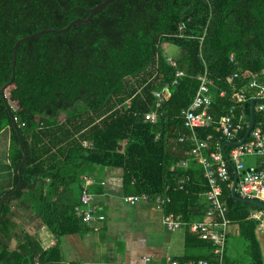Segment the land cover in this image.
I'll list each match as a JSON object with an SVG mask.
<instances>
[{
  "label": "trees",
  "instance_id": "obj_1",
  "mask_svg": "<svg viewBox=\"0 0 264 264\" xmlns=\"http://www.w3.org/2000/svg\"><path fill=\"white\" fill-rule=\"evenodd\" d=\"M101 1L0 0V88L12 75L18 38L43 28H63L74 18H85ZM168 43L179 47L173 56L165 50ZM263 67L264 0H111L89 22L23 40L16 49L14 78L5 87L9 109L0 93V131L9 128L14 171L11 187L0 195L11 192L0 203V264H33L34 256L47 255L62 235L82 230L74 206L84 178L96 168H121L124 194L170 195L165 211L186 218L189 205L207 189L203 169L190 155L194 142L178 140L188 133L181 110L195 95L197 76L206 70L212 80V125L231 106L236 114L243 111L240 139L254 91L246 90L244 103L238 91L251 80L264 82ZM177 68L184 73L163 93L156 120H145L144 113L156 109L154 92L174 79ZM238 68L232 86L228 77ZM212 125L197 128L199 138L212 135L206 152L225 141ZM19 136L27 159L21 183L12 192L22 157ZM180 159H187V166L171 169ZM228 168L222 200L227 218L239 224L244 247L236 257L224 253V264H263L257 222L250 218L251 210L259 208L233 199ZM19 198L52 239L45 250L29 235L9 250L6 241L16 236L9 202Z\"/></svg>",
  "mask_w": 264,
  "mask_h": 264
},
{
  "label": "crops",
  "instance_id": "obj_2",
  "mask_svg": "<svg viewBox=\"0 0 264 264\" xmlns=\"http://www.w3.org/2000/svg\"><path fill=\"white\" fill-rule=\"evenodd\" d=\"M64 116L65 114L63 116L60 115L59 118L63 119ZM182 135L185 136L184 139L189 138L192 140L189 137V133H183L180 136ZM197 137L199 138L198 135ZM192 141L194 142V140ZM228 146L230 148V145ZM228 151L226 150V153ZM191 153L190 150V155H192ZM208 153L209 151H204L205 155ZM11 158L10 131L9 128L6 127L0 131V195L11 187L13 181L14 171ZM193 158L195 157L193 156ZM245 158L248 160H245V163L249 166H255L257 168L264 166L261 163V159L257 156H246ZM180 160H186L187 163L185 166L189 163L187 159ZM89 176L92 177L93 181L86 183L84 178V183L86 184L88 192L93 195L91 205L94 207L95 215H103V218L89 223L82 221L84 223L82 230L62 235L58 239L55 248L48 252L47 255H42V253L41 255L36 254L33 259L34 262L37 261L38 264H49L47 262H52L53 264H164L169 258H178L180 260L207 258L206 256H211L207 259L213 260L215 258V244L213 241L199 238L195 232L190 231L186 226L168 229L162 221V211L155 209L151 203L144 201H139L132 205L125 203L122 200L124 190L121 168H96V170L94 169V174ZM203 176L205 177L204 169ZM232 180L229 183L230 193ZM225 183H223L222 186ZM201 194L202 195H200L197 200H193L189 205L188 216L186 218L181 216L183 221L210 219L205 215V211L209 205L208 200L206 199L205 193ZM220 199L227 212V206L222 200V189ZM203 203L207 204V208L204 210V207L201 206ZM261 203L264 204V202ZM167 204L164 206V212H166ZM258 208L259 209L253 208L251 210L250 218L257 222L255 234L262 251V263L264 264V210L260 207ZM27 209L30 211L26 202L20 198L9 202L10 215L16 214L15 212H18L17 214L19 215L22 214V212L24 214L27 212ZM252 212L263 213L261 216L262 221L253 217L251 215ZM25 217V222L22 224L20 223L22 226L16 222V224H14V233L18 236H14L9 241H6L9 250L14 249L21 240H24L20 239L21 237L23 238L24 235H29L32 240H36L44 250L48 248V246H51L53 241L45 233L41 220L33 216L31 212L25 214ZM30 219L39 221V227H37L36 230L33 224L29 222ZM217 220V218H214V221ZM211 226L215 229H221V227L215 223L211 224ZM240 240L243 241L240 236L238 222L231 221L227 218L222 259L224 253L227 257L228 255L236 257L242 254V251L238 249L241 246ZM144 256H148L149 259L144 261ZM222 262L224 264V261Z\"/></svg>",
  "mask_w": 264,
  "mask_h": 264
},
{
  "label": "built area",
  "instance_id": "obj_3",
  "mask_svg": "<svg viewBox=\"0 0 264 264\" xmlns=\"http://www.w3.org/2000/svg\"><path fill=\"white\" fill-rule=\"evenodd\" d=\"M169 62L175 65V60L168 57ZM240 68L235 70L229 77V81L233 85V81L238 76ZM183 70L176 69L174 79L166 83L165 86L158 91L154 92L156 97L155 107L156 109L150 110L144 113V119L148 121H155L161 102L163 101V93L168 92L169 86L177 82V77L183 75ZM261 73L264 74V67L261 69ZM199 80L198 88L190 104L181 110L183 126L188 130L189 137L194 140L195 146L191 149V154L197 159L204 169V175L207 180V190L205 192L206 199L208 200V208L205 211V215L209 220L200 221H183L180 214L164 212V206L170 202V196L165 194H158L152 197L147 192H140L136 194H124L122 200L127 204H135L139 201L151 203V205L162 211V221L168 229H175L180 226H186L190 231L195 232L199 238L204 240H211L214 242L215 258H196L189 260H180L178 258H169L164 264H223V248L225 241V226L227 223L226 208L222 204L220 199L222 184L227 182L230 178V171L228 165L231 166L229 161L233 165V169L237 171V184L236 191L238 196L257 199L264 202V166L257 168L255 166H249L245 163L244 158L246 156H257L261 159L262 165H264V101L255 102V119L253 126L248 136L240 143L230 145L227 152L228 159L224 156L222 151V143L216 142V147L209 151L207 155L204 151L209 147L212 138L211 134H207L204 138H198L196 135V129L200 127L211 126L213 122L212 116L208 112L209 105L211 104L210 85L212 80L204 70L197 76ZM234 88V87H233ZM250 88L254 91L252 98L264 97V82L256 84L254 80H251L247 87L240 88L238 91V97L244 103L248 98L246 90ZM221 94L224 91L220 92ZM165 94V93H164ZM241 103V104H242ZM257 117V119H256ZM245 115L243 111L236 114L235 106L229 108L228 113L221 120L218 125H212L213 129L220 133V138L225 141H237L238 134L242 129ZM184 135L179 136V140L184 139ZM86 145L90 142L84 141ZM186 160H178L171 165V169L174 166H185ZM233 173V170H232ZM93 181L91 176L85 178V182L89 183ZM182 181V180H181ZM183 187L179 184V188ZM93 195L88 192L86 184H83L79 202L75 205L74 211L80 217V219L89 223L94 220H100L103 215H95L94 207L91 205ZM263 214V213H262ZM260 212H252V216L262 221ZM217 218V221H214ZM218 224L221 229H215L211 224ZM261 225V223H260ZM148 256H144L143 260L147 261ZM34 264H38L37 261Z\"/></svg>",
  "mask_w": 264,
  "mask_h": 264
},
{
  "label": "water",
  "instance_id": "obj_4",
  "mask_svg": "<svg viewBox=\"0 0 264 264\" xmlns=\"http://www.w3.org/2000/svg\"><path fill=\"white\" fill-rule=\"evenodd\" d=\"M111 0H102L101 2L97 3L96 5H94L93 7H91L89 9V13L88 15L85 17V18H81V17H77V18H74L73 20H71L65 27L63 28H59V29H55V28H43V29H40L38 30L37 32H34V33H31L27 36H23V37H20L16 40V42L14 43V46H13V60H12V75L9 79V81L7 83H5L1 88H0V93L4 99V102H5V105L6 107L9 109V103L8 101L6 100L5 98V87L13 80L14 78V63H15V56H16V49L18 47V45L25 39L29 38V37H32L38 33H43V32H63V31H66L71 25L75 24V23H80V22H89L90 19L92 18L93 14L101 9L102 7H104L107 3H109ZM256 101H264V97H261V98H252L251 101H250V111H249V119H248V124H247V127L245 129V132L243 133L242 137L237 140V141H225L222 143V151L224 153V156L228 159V156H227V153H226V150L224 148V146L227 144V145H234V144H237V143H240L242 142L249 134L252 126H253V123H254V119H255V102ZM9 114H10V117L13 121V124L15 125V121H14V116H13V113L12 111H9ZM19 145L22 149V157H21V160L17 166V173H18V181L15 185V188H13L12 192H14L16 190V188L20 185L21 183V167L22 165L25 163L26 159H27V153L25 151V149L23 148V141L21 139V137L19 136ZM229 160V159H228ZM229 163L231 164L232 168H233V165L232 163L229 161ZM237 171L235 169H233V180H232V184H231V195L233 198H235L236 200L238 201H242V202H249V203H252V204H255L257 205L258 207H260L261 209L264 210V204H262L261 202L257 201L256 199H253V198H246V197H240L236 194V184H237ZM11 194L10 193H7L5 194L2 198H1V203L4 201V199L9 196Z\"/></svg>",
  "mask_w": 264,
  "mask_h": 264
},
{
  "label": "rangeland",
  "instance_id": "obj_5",
  "mask_svg": "<svg viewBox=\"0 0 264 264\" xmlns=\"http://www.w3.org/2000/svg\"><path fill=\"white\" fill-rule=\"evenodd\" d=\"M178 49H179V47L178 46H176L175 44H171V43H168L167 45H166V47H165V50H166V52L170 55V56H173L175 53H177L178 52ZM78 108H80V106H78ZM65 113L64 112H62L60 115L61 116H63ZM248 161L246 158H244V161ZM4 195H2L0 198H2ZM1 200V199H0ZM27 212L29 213L30 211H28V209H27ZM24 213L23 214V212H22V214H17L18 212H15L16 214H13V215H9V217L11 218V220H12V222L14 223V224H22L23 222H25V219H26V217H25V214H28V213ZM27 219H28V216H27ZM16 222V223H15ZM29 222H31L32 224H33V226H34V228H35V230L37 229V227H39V221L38 220H35V219H30V221ZM20 224V225H21ZM22 226V225H21ZM33 232H36V231H33ZM236 244H237V242H236ZM240 248H238V249H240V251H243V241L242 240H240Z\"/></svg>",
  "mask_w": 264,
  "mask_h": 264
}]
</instances>
